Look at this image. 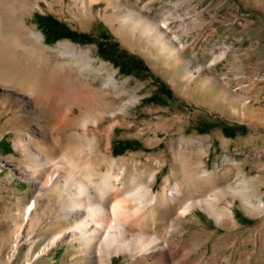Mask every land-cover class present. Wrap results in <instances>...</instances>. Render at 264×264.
Instances as JSON below:
<instances>
[{
    "label": "rangeland",
    "instance_id": "374dc122",
    "mask_svg": "<svg viewBox=\"0 0 264 264\" xmlns=\"http://www.w3.org/2000/svg\"><path fill=\"white\" fill-rule=\"evenodd\" d=\"M25 1L27 22L44 35L46 45L69 41L78 52L89 53L102 70L89 73V84L105 87L113 74L127 91H107L106 102L113 110L99 127L104 135L111 128L109 153L127 169L125 179L156 171L153 187L159 192L177 181L186 185V173L192 172L203 188H192L187 195L202 198L213 188L220 206L229 203L232 224L219 223L199 205L182 219L175 239L186 253L185 261L264 264V0ZM130 13L155 22L169 19L166 39L181 46L179 50L170 54L139 30L125 29L123 17ZM47 17L65 25L66 31L85 33L87 40L64 37L49 42ZM111 42L142 58L150 70L144 64L135 74H123L100 54L103 46L111 50ZM57 54H52L54 64L64 58ZM2 88L20 90L0 82ZM17 115L0 106V264H77L79 243L70 240L35 259L67 222L48 196L40 197L30 220L25 219L34 186L21 173L30 160L16 142L28 123L23 116L17 121ZM56 120L45 116L42 124L50 127ZM115 120L119 123L113 125ZM107 169L104 164L102 171ZM243 195L251 201L250 208ZM177 206L172 202L170 211ZM22 224V236L17 237ZM146 257L152 264L150 255ZM113 258L112 264H127L132 256Z\"/></svg>",
    "mask_w": 264,
    "mask_h": 264
},
{
    "label": "bare ground",
    "instance_id": "6f19581e",
    "mask_svg": "<svg viewBox=\"0 0 264 264\" xmlns=\"http://www.w3.org/2000/svg\"><path fill=\"white\" fill-rule=\"evenodd\" d=\"M24 1L0 0V82L20 89H0V106L18 114L17 121L23 116L28 123L16 142L30 160L21 173L34 186L25 219L30 220L39 198L48 196L67 222L49 237L35 259L70 240L72 244L79 243L75 252L80 253L81 259L77 264H112L113 257L123 253L132 256L127 264H149L147 255L153 259L152 264H190L175 239L182 219L199 205L219 223L232 224L235 219L229 203L220 206L213 188L202 198L187 195L192 188H203L198 175L192 172L186 173L187 186L177 181L171 189L165 185L159 192H154L153 187L156 171L125 179L127 169L109 153L111 128L107 127L105 135L99 129L107 121L106 113L113 110L106 102L107 91L121 88L116 77L109 74L105 87L89 84V73L102 71L91 62L89 53L85 49L78 52L69 41H61L55 47L46 45L44 35L28 24ZM151 20L139 13L123 17L125 29H137L160 44L161 49L176 53L181 46L167 40L164 31L169 28V19ZM53 52L64 57L61 63L52 62ZM75 72L77 76L73 77ZM122 91L126 90L121 88ZM96 103L102 104L101 108ZM45 116L58 120L48 127L42 124ZM104 164L108 166L105 172ZM243 198L250 208L251 201ZM174 201L178 206L170 211ZM263 203H259L260 208ZM23 229L22 224L17 237L22 236ZM206 253L205 250L202 258Z\"/></svg>",
    "mask_w": 264,
    "mask_h": 264
},
{
    "label": "trees",
    "instance_id": "16d2710c",
    "mask_svg": "<svg viewBox=\"0 0 264 264\" xmlns=\"http://www.w3.org/2000/svg\"><path fill=\"white\" fill-rule=\"evenodd\" d=\"M45 33L47 40L49 42L57 41L61 38L68 37L73 40L86 41L85 33L69 32L66 31L67 27L61 25L58 21L52 17H47V22L45 24ZM111 50L108 51L106 46L101 47L100 54L107 59L114 62L116 66L119 67L123 74L130 75L135 74L137 69H140L142 65L145 64L144 60L139 56H136L126 49L120 48L117 43H110ZM108 45V44H107ZM147 70H150L147 65H144Z\"/></svg>",
    "mask_w": 264,
    "mask_h": 264
}]
</instances>
